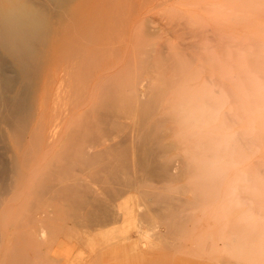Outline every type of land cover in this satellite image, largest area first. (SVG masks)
Here are the masks:
<instances>
[{
  "label": "rangeland",
  "instance_id": "obj_1",
  "mask_svg": "<svg viewBox=\"0 0 264 264\" xmlns=\"http://www.w3.org/2000/svg\"><path fill=\"white\" fill-rule=\"evenodd\" d=\"M16 1L0 0V7ZM58 1L46 21L50 76L32 120L44 130H31L20 147L13 135L0 142L8 189L0 190V264H264V225H250L256 216L252 208L236 220V202L249 201L247 182L237 175L264 161V144L241 164L215 153L222 135L239 129L236 114L250 112L247 99L236 105L232 87L243 97L253 95L254 85L264 92V62L259 69L246 65L256 42L254 50L264 59V0ZM99 75L107 76L104 83ZM208 96L222 99L218 108L206 109ZM262 108L264 102L253 109ZM206 111L215 113V120L199 124ZM223 115L228 131L220 128ZM86 119L91 124L80 134L74 126ZM257 123L253 117L251 136ZM69 128L80 137L87 128L94 134L86 136L90 140L74 135L75 149L66 142L73 139ZM131 129L135 140L145 139L141 164L125 163L123 154L108 148ZM87 145L89 156L83 154ZM154 158L170 166V175L150 176L147 162ZM44 183L50 187L39 193Z\"/></svg>",
  "mask_w": 264,
  "mask_h": 264
},
{
  "label": "bare ground",
  "instance_id": "obj_2",
  "mask_svg": "<svg viewBox=\"0 0 264 264\" xmlns=\"http://www.w3.org/2000/svg\"><path fill=\"white\" fill-rule=\"evenodd\" d=\"M57 1L58 0H17L13 4H11L10 7L7 8V9H2L0 7V142H2V143L6 139H9L10 135L11 136L13 135L16 138V140H18V142H19V143H17V144H19L17 146L20 147L21 144H22L21 141L24 140L25 135H27V133H30L31 130H32V132L39 131L38 128H40L41 130H44V129L41 128V126L38 127V128L35 127L36 125L35 126L33 125L34 123H32V120L34 119L33 116L35 114V108H36L35 106H36V103L38 101V98L43 93L42 90L46 86V84L48 83V78L50 76V69H46V66H45V65H47V63L45 61V54H44V49L47 47V44L49 42V33H48L49 30H47L48 27L46 26V23H47L46 21L48 20V15L52 11V9H54V6H55ZM58 2H60V1H58ZM68 2H69V0H68ZM66 6H67V4H66ZM55 7H57V5ZM226 39L223 38V40H226ZM249 42H250V40H249ZM255 42L256 41H254L253 43H255ZM258 43L256 42V45L254 44V49L257 48V46H258L257 44ZM247 44H244V45L246 46ZM250 44H252V43H250ZM245 46H243L242 48H245ZM250 46H252V45H247V47H250ZM197 49H198V47H197ZM221 49H222V46H221ZM254 49H253V51L255 53H252L251 51L247 52L246 65H248V68L259 69V67H260L259 63L260 62H264V59L259 54L260 51L259 50L257 51V50H254ZM135 50H136V48H135ZM223 50H222V52L224 53ZM192 54H193V52H192ZM149 56H150V54H149ZM191 56L192 55H190V57ZM198 56L199 55H197V57ZM135 58H137V56H135ZM202 58H203V56H202ZM214 59H216V58H214ZM153 60H154V58L152 57V59H151L152 64H153ZM205 60H206V58H205ZM169 61H170V58H169ZM187 61H189V60L187 59ZM191 61L193 62L192 57H191ZM132 62H135V61H132ZM233 62H234V60H233ZM170 63H171V61H170ZM152 64H150V65H152ZM203 64L205 65L204 59H203ZM196 65H199V64L196 63ZM214 65L215 64H213L212 66H214ZM216 65H218V63H216ZM233 66H234V64H233ZM176 67H178V66H176ZM174 69H175V67H174ZM187 69H188V66H187ZM83 70H87V69H83ZM236 70H237V68H236ZM76 71H77V69H76ZM88 71H89V69H88ZM92 72H93V70H92ZM92 72H91V74H92ZM190 72H191V70H190ZM89 74H90V72H89ZM167 74H168V72H167ZM80 75H78V76H80ZM172 75H170V76H172ZM207 75H208V73H207ZM101 76L99 75L98 77L104 83V79L103 78L106 75L102 76V78H101ZM80 78H81V76H80ZM83 78L85 79L84 76H83ZM106 78H107V76H106ZM194 78H196V75H195ZM261 78H262V76H261ZM88 79L86 78L87 81H88ZM206 79H207V76H206ZM168 80H169V78H168ZM77 81L78 80H76L75 83H77ZM81 81L82 80H80V82ZM95 81H94V83H95ZM97 81H99L98 78H97ZM102 82H101V85H102ZM170 82H168L169 85H170ZM107 83H108V79H107ZM82 84H83V82H81L80 85L82 86ZM106 84L104 85V87H107ZM98 85H100V84H98ZM199 85H200V83H199ZM72 86L74 88V85H72ZM75 86H78V83ZM96 86H97V84H96ZM250 86H252V85H250ZM93 87L91 86V88H93ZM81 88H83V87H81ZM225 89H227V87ZM232 91H234V93H236V105H238L243 100H246V99L248 100L247 101V105H246L245 108L246 109L249 108V111L251 113L249 112V113H244V114H236V123H238V125L240 126L239 129H237L235 133H229V132L224 133L222 135V137L219 139V141H217V143H216L217 147H215L216 148L215 153L217 154L218 158H220V159H222L224 161H231V160L236 159V164H241L242 160H245V158L249 154L250 150L253 151L256 147H261L262 144H264V108H262L261 111H256V110L253 109L256 105L260 104L261 102H264V92L260 91L258 86H255V85L252 87V92H253L252 96L243 97L242 93H241L243 91L240 88H238V87H236V88L232 87ZM85 92H87V91L85 90ZM149 93H151V92H149ZM86 94H85V96H86ZM186 94L189 95L190 91H189V93H186ZM92 95L94 96V94H91V96ZM139 95H144V92L142 90H140L139 91ZM186 96H184V97H186ZM206 99L208 101L207 104L205 105L207 110L218 108L219 107L218 104H220V102L222 101V99L217 98V97L213 98V97H209L208 96ZM199 100L201 102H203V100H201V99H199ZM103 103L104 102L101 103V106H102ZM98 104L100 105L99 102H98ZM69 105H71V104H69ZM90 105H91V103H90ZM104 105L105 104H103V106ZM175 105H176V101H175ZM191 106H193V105H191ZM107 107H108V105H107ZM91 108H92V106H91ZM74 110L75 109L71 110V112L73 111L72 112L73 114H74ZM179 110H181V108H179ZM89 111H91V110H89ZM97 111L98 110H96V112ZM185 111H186V109H185ZM252 111H256V112H252ZM68 113H69V108H68ZM252 113H254V114H252ZM102 114H103V112H102ZM227 115H228L227 118L232 120L231 117H230V116H232V114H227ZM199 116H201L200 117L201 121L200 122L198 121V123L199 124L201 123L202 125H205V124H212V122L215 120L217 115H215V113H213V112L206 111L204 113H200ZM99 117L100 116L98 115V118ZM190 117H188V120H189ZM225 117H226V115H223V120L221 118L222 122L220 124V128H222L223 131H228L230 129V126L227 125V121H226ZM253 117H255L257 119L258 130H257L256 134L251 136L252 128H251L250 121L252 120ZM98 118H97V120H99ZM109 118H110V116H109ZM62 119L65 121L64 117ZM182 119H183V117H181V119H179L180 123H178V125H180V124L182 125V123H181V121H183ZM86 120L88 122H85L83 120L82 123L79 126L76 125L77 123L74 126V128L76 126L78 128H80V130H78L80 132V134L83 133V132H81L82 131L81 128H83L82 126H84V124H86V123H87V125L89 124V119H86ZM75 121H76V119H75ZM160 121H159V124H160ZM51 122L54 123V121H51ZM175 123H176V120H175ZM190 123H191V121H190ZM35 124H37L36 121H35ZM41 124H44V123H41ZM56 124H57V122H56ZM56 124H54V126ZM62 124H64V123L61 122V125ZM68 124L69 123L67 122V125ZM92 125H91V128H94ZM48 126H49V124H48ZM51 126H52V124H51ZM126 126H128V125H126ZM44 127L46 128V124H44L43 128ZM129 127L133 128L134 127L133 123ZM175 127H176V125H175ZM177 127H179V126H177ZM74 128H69V129H73V130H71L72 134L70 133L71 131L70 132L65 131V132L66 133H70L71 135H73ZM185 130H186V128H184V131ZM53 131H54V129H53ZM60 131H61V129L59 130V132ZM197 132H199V130ZM47 133H48V131H47ZM185 133H184V135H185ZM187 133H189V132L187 131ZM187 133H186V135H187ZM35 134H36L35 138H37L39 136V134L38 133H35ZM40 134H41V136H39L38 139L41 140V137H42V132L41 131H40ZM63 134L61 136H63ZM80 134L77 132V130L74 133L75 136L79 135V137H80ZM91 134H94V132H92L90 128H87L86 129V136L91 137ZM155 134H157V133H155ZM190 134H191V132H190ZM74 135L72 137L73 139H71V138L69 139L68 136H67L68 137L67 140L65 139L66 142H69L72 145V146H69L71 148H75L74 147L75 144H72V143H75V142L78 143L79 142L78 141L79 139L74 137ZM134 135H135V133L131 129L130 132H126L125 134H123L119 138V140H117V141L113 140L109 144L108 148L113 153L123 154L122 158H120V159L124 160L125 163H127L126 161H128V160H136V163L141 164L142 163L141 160H143V152H141V147L143 146L142 142L145 141V139L144 138H142V139L138 138V140H135L133 138ZM207 135L208 134L205 135L206 138H208ZM32 136H34L33 133H32ZM86 136L84 135L83 137H86ZM210 136H211V134H210ZM210 136H209V138H210ZM215 136H217V135H215ZM30 137H31V135H30ZM43 137H45V136H43ZM94 137H96V136H93V138ZM196 138H198V139H196ZM196 138H195L196 140H191L193 138L188 137V139L191 142L194 141V143H195V141L199 140L200 137H196ZM86 139L90 140L87 137H86ZM36 140L37 139H34V137H32L31 143H33V141L36 143ZM53 140H54V138H53ZM42 141H43V139H42ZM71 141H72V143H71ZM200 141H201V138H200ZM20 142H21V144H20ZM66 142L64 141V142H62L63 144H61V145H64L63 149L61 148L62 151L64 149H66V148L69 149L68 145H66ZM83 142H85V141H83ZM40 143H39V145L42 146V142H40ZM177 143H178L177 145L180 146L179 144L181 143V140H180V142H178V140H177ZM206 143L208 145H210L209 144L210 141H209V143L208 142H206ZM213 144L214 143H213V140H212L211 145H213ZM39 145H36V146H39ZM158 145H159V143H158ZM57 146H58V143H57ZM45 147H46V145H45ZM153 147H154V145H153ZM263 147H264V145H263ZM52 148L54 149V147H52ZM55 148H56V146H55ZM31 149L34 150L35 149L34 146L33 147L31 146ZM42 149L44 150L43 147H42ZM37 150H39V148H37ZM52 151L53 150H51V152ZM45 152H46V150H45ZM55 152H54V156H55V158H57L56 156H57L58 152H56L57 153L56 155H55ZM63 152H66L65 154L69 153V151L67 152V150L66 151L64 150ZM92 153H93L92 147L87 145L85 150H84V152H83V154L86 155V156H89ZM147 153L148 154L158 153V150H150ZM161 155H163V154H161ZM54 156L53 155L51 156L52 159H54ZM158 158H160L159 155H158ZM155 159L156 158H154L153 160H150L149 162H147L146 169L148 170L150 176L155 177V176H160V175H163V176L170 175V171H171L170 166L168 164H166V163L159 162V161H157ZM47 161H49V160H47ZM259 163L260 164L257 165V169L254 170V169H252L251 166H249L251 168L246 169V171L247 170L248 171L245 173V175H242V174H238L237 175V177H239L243 182H247V184H246L247 186H245L244 188L245 189H249V191H248V196L249 197L247 198L249 201L247 202L245 199H243L244 198L243 197V198H241V200L239 199L236 202V220L242 219L243 218L242 213L245 212L246 209L252 208L257 217L256 216L254 217V219H253V221L251 222L250 225H264V161L263 162H259ZM6 164H4V167L7 166ZM14 165H15V163H14ZM5 168H7V167H5ZM5 168H0V181H2V184L0 186V190L1 191L3 190V191L6 192L8 189H7V185L4 183V181H6V179H7L6 178V176H7L6 175L7 174L6 170L7 169H5ZM143 169H144V167H143ZM210 169L212 170L211 167H210ZM213 169H214V167H213ZM225 170H226V168H225ZM12 172H14V174H15L14 170ZM45 172L46 171H44V173ZM238 172H239V170H238ZM17 173H19V172H17ZM41 173H42L43 176L45 175V174H43V172H41ZM39 177L37 179H39ZM252 181H254V184L250 185ZM43 185H44L43 186L44 189L40 188V189H38V192L44 194L45 191L47 190V188H49L50 186H47L45 183ZM242 194H243V192H242ZM1 196H2V194H1ZM245 197H247V196H245ZM163 199H164L163 200L164 203L170 204V201H169L170 199H168V198H163ZM254 201H257V204H255ZM259 216H262L263 219L259 220V218H258ZM138 223H139V221H138ZM148 231H149V229H148ZM154 235H156V234H154ZM162 235H163V233H162ZM163 237H165V236H163Z\"/></svg>",
  "mask_w": 264,
  "mask_h": 264
}]
</instances>
